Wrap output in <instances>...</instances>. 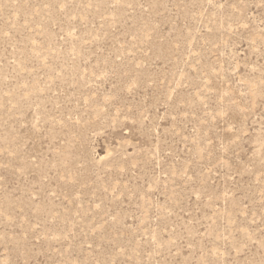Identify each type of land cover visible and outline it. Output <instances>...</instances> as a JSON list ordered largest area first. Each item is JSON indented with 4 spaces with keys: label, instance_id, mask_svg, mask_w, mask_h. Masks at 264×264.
<instances>
[{
    "label": "rangeland",
    "instance_id": "obj_1",
    "mask_svg": "<svg viewBox=\"0 0 264 264\" xmlns=\"http://www.w3.org/2000/svg\"><path fill=\"white\" fill-rule=\"evenodd\" d=\"M0 264H264V0H0Z\"/></svg>",
    "mask_w": 264,
    "mask_h": 264
}]
</instances>
